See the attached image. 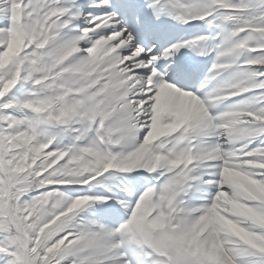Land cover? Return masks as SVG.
Returning <instances> with one entry per match:
<instances>
[{
	"label": "snow or ice",
	"instance_id": "1",
	"mask_svg": "<svg viewBox=\"0 0 264 264\" xmlns=\"http://www.w3.org/2000/svg\"><path fill=\"white\" fill-rule=\"evenodd\" d=\"M0 264H264V0H0Z\"/></svg>",
	"mask_w": 264,
	"mask_h": 264
}]
</instances>
